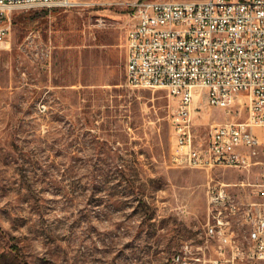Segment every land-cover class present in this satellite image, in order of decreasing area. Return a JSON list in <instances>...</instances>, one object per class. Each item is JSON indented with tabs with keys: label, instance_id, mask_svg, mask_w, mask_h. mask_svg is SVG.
<instances>
[{
	"label": "rangeland",
	"instance_id": "obj_1",
	"mask_svg": "<svg viewBox=\"0 0 264 264\" xmlns=\"http://www.w3.org/2000/svg\"><path fill=\"white\" fill-rule=\"evenodd\" d=\"M80 1L90 6L0 14L10 25L0 43V264H189L176 257L203 241L208 183L234 184L241 205L264 167H178L176 103L163 89L125 85L138 0ZM193 108L198 143L233 116L204 98ZM232 230L245 251L242 211Z\"/></svg>",
	"mask_w": 264,
	"mask_h": 264
},
{
	"label": "built area",
	"instance_id": "obj_2",
	"mask_svg": "<svg viewBox=\"0 0 264 264\" xmlns=\"http://www.w3.org/2000/svg\"><path fill=\"white\" fill-rule=\"evenodd\" d=\"M36 6L83 10L90 5L80 0H0V14ZM9 29L0 24V43ZM125 51V85L163 89L176 103L170 115V150L178 167H264V0H138L131 7ZM201 98L233 116L213 123L207 139L198 143L193 105ZM242 113L244 118L236 119ZM232 185L208 183L203 241L196 251L186 244L176 260L184 254L189 264H264V173L253 185L254 198L241 205ZM240 211L247 229L245 251L232 230Z\"/></svg>",
	"mask_w": 264,
	"mask_h": 264
},
{
	"label": "crops",
	"instance_id": "obj_3",
	"mask_svg": "<svg viewBox=\"0 0 264 264\" xmlns=\"http://www.w3.org/2000/svg\"><path fill=\"white\" fill-rule=\"evenodd\" d=\"M130 20V13H129V17H128V22ZM127 29H128V26H127ZM126 34H127V31H126ZM125 42H126V35H125V40H124V51H125ZM125 57H126V51H125Z\"/></svg>",
	"mask_w": 264,
	"mask_h": 264
}]
</instances>
